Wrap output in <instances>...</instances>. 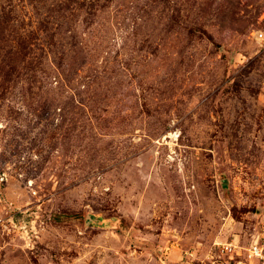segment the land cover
<instances>
[{"label":"rangeland","instance_id":"1","mask_svg":"<svg viewBox=\"0 0 264 264\" xmlns=\"http://www.w3.org/2000/svg\"><path fill=\"white\" fill-rule=\"evenodd\" d=\"M0 176V264H261L264 0H0Z\"/></svg>","mask_w":264,"mask_h":264},{"label":"built area","instance_id":"2","mask_svg":"<svg viewBox=\"0 0 264 264\" xmlns=\"http://www.w3.org/2000/svg\"><path fill=\"white\" fill-rule=\"evenodd\" d=\"M169 138H172L174 141H177L179 135L175 134V133H171L170 136H168ZM166 139V138H164ZM0 181H3V177L0 176ZM214 245L217 247L219 246L218 244L214 243ZM224 249L226 251H228L230 254H233V252H235L236 247L230 243H227L224 245ZM234 255V254H233ZM248 256L249 258H253V259H257L259 262L261 261V264H264V255L262 252V249L257 247L256 244L252 245V247L249 248L248 250Z\"/></svg>","mask_w":264,"mask_h":264},{"label":"crops","instance_id":"3","mask_svg":"<svg viewBox=\"0 0 264 264\" xmlns=\"http://www.w3.org/2000/svg\"><path fill=\"white\" fill-rule=\"evenodd\" d=\"M106 220H107V219H106ZM99 223H100L101 225H103L102 227H107V226H109V224H111V220L108 219L106 225H104L102 221H99ZM111 225H112V224H111Z\"/></svg>","mask_w":264,"mask_h":264}]
</instances>
